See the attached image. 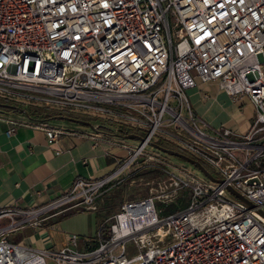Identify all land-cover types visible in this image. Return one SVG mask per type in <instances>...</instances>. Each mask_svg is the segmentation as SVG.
Returning <instances> with one entry per match:
<instances>
[{"label":"built area","instance_id":"obj_1","mask_svg":"<svg viewBox=\"0 0 264 264\" xmlns=\"http://www.w3.org/2000/svg\"><path fill=\"white\" fill-rule=\"evenodd\" d=\"M262 65L264 0H0L1 100L143 132V141L120 143L126 155L105 178L78 179L34 211H0V220L10 219L0 225V264H264ZM197 81L248 98L254 117L246 134L206 126L186 95ZM8 124V136L26 125ZM44 129L50 144L68 130ZM154 139L209 166L219 182L172 166L148 149ZM142 171L164 178L147 183L146 197L122 202L95 246L77 250L74 234L42 250L8 240L71 209L97 211L100 196ZM185 192V209L160 216L156 202Z\"/></svg>","mask_w":264,"mask_h":264},{"label":"crops","instance_id":"obj_2","mask_svg":"<svg viewBox=\"0 0 264 264\" xmlns=\"http://www.w3.org/2000/svg\"><path fill=\"white\" fill-rule=\"evenodd\" d=\"M186 95L195 114L208 128L225 127L238 135H244L250 129L254 108L247 97L235 99L216 82L199 81L186 91ZM9 119L26 125L16 127L8 136ZM44 125L51 126L41 119H31L19 110L0 109V211H34L68 193L78 179H103L126 155L120 143L135 144L112 136L110 133H116L115 124L109 129L94 123V129L80 124L66 125V133L50 144ZM49 220L39 228L25 225L17 230L21 231L18 244L38 250L60 248L66 244L70 235L66 236L56 223L46 224ZM9 221L4 217L0 225ZM102 225L103 221L98 230Z\"/></svg>","mask_w":264,"mask_h":264},{"label":"rangeland","instance_id":"obj_3","mask_svg":"<svg viewBox=\"0 0 264 264\" xmlns=\"http://www.w3.org/2000/svg\"><path fill=\"white\" fill-rule=\"evenodd\" d=\"M262 72H264V65L261 67ZM20 109L27 108L28 105H19ZM51 110V109H50ZM13 111V110H10ZM79 115V114H77ZM80 117L85 118L88 120L89 117L85 115H79ZM102 119H89L92 123H98ZM94 121V122H93ZM50 125H59L66 128V125L75 126L74 124L67 123V121H49L46 122ZM102 123L106 128H112L113 123L110 121L103 120ZM80 126V125H79ZM203 128V127H202ZM204 129V128H203ZM210 133L208 129H204ZM139 134H143L142 131H139ZM154 142L157 140L154 139ZM129 143H136L135 140H128ZM149 150H154L153 148H148ZM162 156H164L172 166L177 167H184L187 169H194L196 170V176L200 178H205V176L194 166L190 165L189 163L172 156H168L160 152ZM207 166V165H206ZM210 170V174L214 175L215 172L207 166ZM171 171L172 168H170ZM164 176L156 171H142L137 177H132L133 182L125 181L118 187L113 188L110 192L103 194L98 198L99 210L96 212L94 211H85L81 209H71L70 211L66 212L64 216H59L58 219H51L46 224H55L56 226L61 229V231L67 236L71 234H75L79 237V243L77 250L83 251L87 246H95L98 242V228L99 225L103 221V225L105 228L109 226L108 217L117 212L118 207L120 204L126 200L137 199L146 197L149 194L150 185L147 183L151 181H158L163 179ZM188 192H185L183 197L171 202L170 204H161L155 203V207L157 211H160V216H168L174 214L176 212L182 211L189 205V197ZM77 199H75L76 201ZM75 201L71 202L74 203ZM102 236L106 237V230L102 232ZM21 238V231H15L11 233L8 237V240L11 243L18 244ZM84 241H86L84 243ZM47 264H55L52 260H47Z\"/></svg>","mask_w":264,"mask_h":264},{"label":"water","instance_id":"obj_4","mask_svg":"<svg viewBox=\"0 0 264 264\" xmlns=\"http://www.w3.org/2000/svg\"><path fill=\"white\" fill-rule=\"evenodd\" d=\"M5 108V109H10V110H19L21 111L23 114L28 115L26 110L24 109H20L17 106H13V105H7V104H2L0 103V109ZM44 122H49V121H67L70 123H74V124H80V125H84L87 126L91 129H94V126L92 125L91 122L89 121H85V120H81V119H77V118H73V117H68V116H62V115H58V116H54L52 118H49L47 120H43ZM112 136L118 137V138H122L126 141L128 140H135V141H143V138L136 134V133H110ZM150 147L153 148L154 150L161 152L163 154H166L168 156H172V157H176L179 158L187 163H189L190 165L196 167L205 177L215 181V182H219V180L215 179L210 172L208 171V169L199 161L192 159L191 157H189L188 155L176 151V150H172V149H168L165 148L163 146H161L160 144L156 143V142H151ZM230 191L232 192L233 195H235L236 197H238L240 200H242L244 203H246L249 207H251V205L244 199L242 198L239 194H237L236 192H234L233 190L230 189Z\"/></svg>","mask_w":264,"mask_h":264},{"label":"trees","instance_id":"obj_5","mask_svg":"<svg viewBox=\"0 0 264 264\" xmlns=\"http://www.w3.org/2000/svg\"><path fill=\"white\" fill-rule=\"evenodd\" d=\"M0 103L7 104V105H13V106H17V107L19 106V104L17 105V104H15L13 102H9V101H6V100H1V99H0ZM22 109L26 110L29 118L36 119V120H39V119H41V120H47L49 118H52V117L58 116V115L68 116V117H73V118L85 120V118L80 117L77 114H67V113L58 112V111L50 110V109H46V108H36V107L28 106L27 108H22ZM89 119L88 120H85V121H89ZM91 119H94V118L91 117ZM67 123H70V122H67ZM95 124H98V127L105 128V126L102 123V121H99L98 123H95ZM124 131H123V129H121V130L118 131V133L119 132H122V133H129L130 132V131H126V130H124ZM158 144H160L161 146H163L165 148L182 152L178 148H176L174 145L166 142L165 140H159ZM102 229H104V228H102Z\"/></svg>","mask_w":264,"mask_h":264},{"label":"bare ground","instance_id":"obj_6","mask_svg":"<svg viewBox=\"0 0 264 264\" xmlns=\"http://www.w3.org/2000/svg\"><path fill=\"white\" fill-rule=\"evenodd\" d=\"M37 261H38V260L36 259V260H35V261H33L32 263H34V264H37V263H38ZM32 263H31V264H32Z\"/></svg>","mask_w":264,"mask_h":264}]
</instances>
